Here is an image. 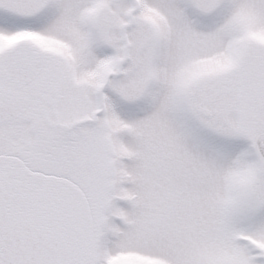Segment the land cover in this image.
<instances>
[{"label":"snow or ice","instance_id":"obj_1","mask_svg":"<svg viewBox=\"0 0 264 264\" xmlns=\"http://www.w3.org/2000/svg\"><path fill=\"white\" fill-rule=\"evenodd\" d=\"M0 264H264V0H0Z\"/></svg>","mask_w":264,"mask_h":264}]
</instances>
